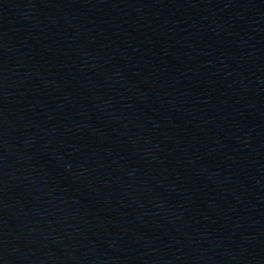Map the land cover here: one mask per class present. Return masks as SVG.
Here are the masks:
<instances>
[{
  "label": "water",
  "instance_id": "1",
  "mask_svg": "<svg viewBox=\"0 0 264 264\" xmlns=\"http://www.w3.org/2000/svg\"><path fill=\"white\" fill-rule=\"evenodd\" d=\"M0 264H264V0H0Z\"/></svg>",
  "mask_w": 264,
  "mask_h": 264
}]
</instances>
